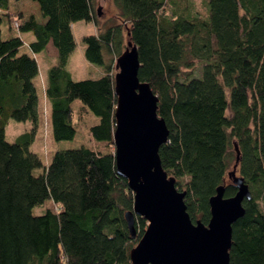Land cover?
<instances>
[{
	"label": "trees",
	"instance_id": "1",
	"mask_svg": "<svg viewBox=\"0 0 264 264\" xmlns=\"http://www.w3.org/2000/svg\"><path fill=\"white\" fill-rule=\"evenodd\" d=\"M94 2L0 0V264H129L146 223L135 217L129 236L123 214L132 195L115 173L113 154L80 147L57 151L44 164L30 151L41 114L35 55L50 43L57 64L44 97L53 139L74 138L72 104L79 101L97 119L88 128L91 140L112 145L111 63L121 53V25L136 48L137 78L157 98L167 129L158 158L176 190L186 192L188 217L206 225L215 189L234 195L227 174L235 143L236 175L250 198L231 225L229 264H264V0H199L200 11L191 0H112L120 25L103 30ZM12 17L32 43L18 35L1 39L3 19L15 29ZM79 21L97 28L81 38L84 61L101 69L96 79L73 81L66 70ZM194 63L199 76L184 74ZM10 119L31 126L14 143L5 135Z\"/></svg>",
	"mask_w": 264,
	"mask_h": 264
},
{
	"label": "water",
	"instance_id": "2",
	"mask_svg": "<svg viewBox=\"0 0 264 264\" xmlns=\"http://www.w3.org/2000/svg\"><path fill=\"white\" fill-rule=\"evenodd\" d=\"M114 62V167L132 195L131 210L124 212L123 219L131 238L135 237L134 218L146 223L128 251L129 264H229L231 225L243 216L242 202L250 198L247 186L236 175V144L234 165L227 174L234 195L224 198V187H217L208 199L207 224L191 222L183 202L186 192L176 190L174 179L160 165L157 152L166 142L167 129L156 113L157 98L137 78L136 48L127 41Z\"/></svg>",
	"mask_w": 264,
	"mask_h": 264
},
{
	"label": "rangeland",
	"instance_id": "3",
	"mask_svg": "<svg viewBox=\"0 0 264 264\" xmlns=\"http://www.w3.org/2000/svg\"><path fill=\"white\" fill-rule=\"evenodd\" d=\"M194 6L199 10L200 3L199 0H191ZM34 4V3H33ZM95 8L100 7V16L97 17L96 26L103 30L110 26L120 25V22L116 19V9L112 3V0L96 1L94 2ZM36 5V4H35ZM20 9V8H18ZM200 11V10H199ZM33 10H30L28 13H32ZM26 14V13H25ZM96 27L92 23L77 22L72 27L73 36L76 43V48L73 53L70 55L66 70L69 73L73 81H80L85 79H96L101 74V69L97 66L90 65L86 63L81 55L83 50V44L81 43V38L88 35L96 34ZM121 52L124 50L127 36L125 32V27L121 25ZM1 39L7 40L10 36L16 34L21 38L25 39L24 34L19 33L17 30H10L6 19H3L1 26ZM56 51L55 48L48 44L47 50L40 51L36 54L35 59L39 65V74L44 73V77L47 81V75L50 69L57 64V58L55 57ZM116 57H112V74H114V61ZM183 72L184 74H189L193 77L199 76V65L194 63L193 68L189 71ZM40 77V75H39ZM39 88V87H38ZM37 88V89H38ZM39 90V89H38ZM40 100V97H39ZM74 109L73 114V127L76 131L75 136L71 140H61L55 141L53 139L50 120H49V104L44 100L41 104V114L39 120V126L35 133L33 143L30 146V151L39 155L44 164H46L50 157L57 151L61 150H74L79 149L80 147H88L90 149L97 150L99 149L102 152H111L113 154V145L111 146H100L96 145L90 138L88 134V128L91 125L97 123V119L81 109V104L79 101H74L72 104ZM30 123L15 122L13 120H8L5 126V135L6 140L9 143H14L16 139L23 133L28 132L30 129ZM49 205L46 202L42 206H37L33 209L34 215H41L44 209Z\"/></svg>",
	"mask_w": 264,
	"mask_h": 264
},
{
	"label": "crops",
	"instance_id": "4",
	"mask_svg": "<svg viewBox=\"0 0 264 264\" xmlns=\"http://www.w3.org/2000/svg\"><path fill=\"white\" fill-rule=\"evenodd\" d=\"M12 19H14V18L12 17L11 20ZM72 27H73V25H72ZM1 32H2V30H1ZM22 34H24L25 39L21 38L19 35L18 36L25 43V45H28V44L32 43L34 41V39H35L34 36L32 35V33H30V32H25V33H22ZM14 36H16V34L13 35V36H10V37H14ZM50 45H51V43H50ZM47 48H48V45H47L45 50H47ZM22 51L28 53V50L25 47L22 48ZM81 55H82V53H81ZM55 57L57 58V52L55 54ZM37 65H38V63H37ZM38 72H39V65H38ZM39 75H40V77H39ZM33 82H34V85H35V88H36V91H37L38 98L40 97L39 108H41V104L45 100V97H44V86H45L46 78L44 77V73L42 72L41 74H38V76L34 79Z\"/></svg>",
	"mask_w": 264,
	"mask_h": 264
},
{
	"label": "built area",
	"instance_id": "5",
	"mask_svg": "<svg viewBox=\"0 0 264 264\" xmlns=\"http://www.w3.org/2000/svg\"><path fill=\"white\" fill-rule=\"evenodd\" d=\"M12 24H13V27L15 28V30L19 31V25L15 20H12Z\"/></svg>",
	"mask_w": 264,
	"mask_h": 264
}]
</instances>
